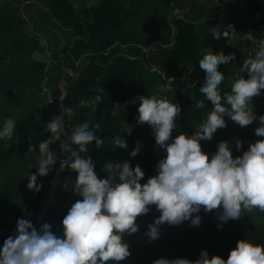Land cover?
Returning <instances> with one entry per match:
<instances>
[{
	"label": "trees",
	"instance_id": "obj_1",
	"mask_svg": "<svg viewBox=\"0 0 264 264\" xmlns=\"http://www.w3.org/2000/svg\"><path fill=\"white\" fill-rule=\"evenodd\" d=\"M212 2L216 10L214 18L198 24L173 13L176 0H97V4L79 10L72 0H46L48 14L58 29L72 39V43L52 48L47 63L34 57L36 53H43L44 48L36 33L29 30L20 3L0 0V123L11 117L17 125L11 139L0 141V247L13 235L18 218L31 219L37 229L48 222L54 233L62 234V219L71 203L78 199L71 191L75 172L62 189L68 171L65 169L59 188L45 207L55 165L46 177H37V183L42 185L38 193L26 187L28 174L37 171L38 144L50 135L47 123L52 118L44 103V80L54 75L63 79L62 106L73 109V114L64 115L63 119L70 132L86 120L100 125L96 134L104 139L102 148L95 147L93 142L84 155L91 156L98 169L106 159L130 160L132 166L139 165L145 172L141 182H146L156 174L155 166L162 152L155 146L150 126L137 125L138 102L133 105L130 101L139 95L166 96L182 109L174 135L192 134L211 111L208 101L205 108H195V103L204 98L199 93L205 79L199 59L209 49L217 53L223 48L226 55L235 53L238 59L243 54L247 59L248 53L251 51L254 56L257 49L255 40L257 44L264 40V0ZM220 6L226 27L242 32L238 39L216 40L211 34L219 26L216 17ZM223 31L229 33L226 29ZM249 33L253 39L246 37ZM219 70L225 75L220 85L223 94L231 90L240 73L232 62L220 65ZM242 75L247 78L246 73ZM166 82H170L171 90L160 93ZM96 95L102 97L96 110L90 105H81V101L88 102ZM252 104L250 108L256 116L264 115V95L253 97ZM50 105V111L60 107L58 97ZM225 119L227 127L218 129L211 140L201 141L202 150L209 156L221 141L229 142L235 157L242 155L249 144L262 139L254 133L258 120L240 127ZM123 122L133 126L131 135L123 133ZM118 135L127 140V150L111 147L112 138ZM237 139L243 142L239 151L235 148ZM137 141L141 149L137 156L130 157ZM159 215L151 206L147 215L138 217L137 233L124 236L131 255L120 264H152L161 257L194 261L201 250H207L209 257L220 255L227 259L240 239L264 244V212L258 210L230 220L220 228L215 210L207 214L202 211L198 228L189 222L178 226L164 224L160 226L159 239L149 242L144 233Z\"/></svg>",
	"mask_w": 264,
	"mask_h": 264
},
{
	"label": "clouds",
	"instance_id": "obj_2",
	"mask_svg": "<svg viewBox=\"0 0 264 264\" xmlns=\"http://www.w3.org/2000/svg\"><path fill=\"white\" fill-rule=\"evenodd\" d=\"M211 34L216 40L229 37L219 29ZM234 60L235 53L226 55L211 49L199 59V67L205 74L199 93L204 98L195 103V108H205L208 101L211 111L192 134L174 135L182 109L166 96L139 95L130 101L133 105L138 102L137 125L150 126L155 146L162 152L155 166L156 174L143 183L145 172L139 165L132 166L130 160L106 159L98 169L96 161L84 155L93 142L97 148L104 144V139L96 134L100 129L98 123L86 120L75 126L66 137L67 143L60 144L66 158L59 159L50 145L66 135L64 115H72L73 109L64 108L60 115L54 116L47 123L49 138L38 144L37 171L28 174L26 187L38 193L42 185L37 183V177H46L59 159L60 171L76 173L71 191L78 199L71 203L62 219V234L54 233L48 222L37 229L31 219L18 218L13 235L0 247V264H120L131 255L125 234L137 233L138 217L147 215L151 206L160 215L147 225L144 235L149 242L159 239L160 226L164 224L178 226L189 222L198 228L202 211L207 214L215 210L218 228L253 210L264 212V115L256 116L250 108L253 97L264 90V40L258 42L254 56L243 60L231 90L222 94L220 85L225 75L219 66ZM170 90V82H166L159 92L166 94ZM101 100L96 95L88 102L81 101V105L96 110ZM225 117L240 127L258 120L254 133L262 139L249 144L242 155L235 157L229 142L221 141L209 156L202 150L201 141L211 140L218 129L227 127ZM16 127L13 118H4L0 123V141L11 139ZM132 130V125L123 122V133L131 135ZM242 146L243 142L237 139L236 150ZM111 147L127 150L128 143L123 135H118L112 138ZM140 149L137 141L130 157L137 156ZM152 264H264V244L240 239L227 259L220 255L209 257L207 250H201L194 261L161 257Z\"/></svg>",
	"mask_w": 264,
	"mask_h": 264
},
{
	"label": "rangeland",
	"instance_id": "obj_3",
	"mask_svg": "<svg viewBox=\"0 0 264 264\" xmlns=\"http://www.w3.org/2000/svg\"><path fill=\"white\" fill-rule=\"evenodd\" d=\"M3 3L8 2V0H1ZM13 2L14 0H10ZM16 2L20 4H24L23 9H21V14L24 18H26L29 21L28 27L29 30L32 33H36L38 41L44 48L43 53H36L34 55L35 58L39 60L46 61L49 63L51 57H50V51L52 48L56 47H63L67 43H72V39L68 38L65 34V31H61L58 29L57 24L53 21L51 16L48 14L45 2L46 0H15ZM76 9H81L83 7H90L92 5L97 4V0H72ZM219 30L223 31L222 28L217 26ZM229 34V33H228ZM250 36H252L251 33H249ZM230 36V34H229ZM239 32L236 35V39H238ZM253 38V36H252ZM255 43L257 44L256 40ZM257 48V46H256ZM59 84V83H58ZM64 84V82H63ZM44 87L46 88V91L43 92V97L45 96L46 103L48 104L47 109H49V114L51 118L54 116L61 114V108L58 106L55 108V111H50L52 105L49 106L48 99H52L54 101V97H50V95H47L48 89L46 87V79L43 82ZM58 86V85H57ZM63 125L65 128L66 135L61 136L60 141H57L56 143H53L50 145V150L55 152L59 159H64L65 154L63 153L60 144L67 143V136L70 135V129L67 127L65 122L63 121ZM59 159L57 161V164L55 165V172L53 174L52 182H51V190L48 193V200L49 202L53 196V194L56 192V190L59 188L61 181H62V174H64V171H60L59 168ZM56 168H59L56 170ZM72 175V172L67 171V175L65 176V181L62 184L63 186L67 187L70 177ZM4 232H1L3 234Z\"/></svg>",
	"mask_w": 264,
	"mask_h": 264
},
{
	"label": "crops",
	"instance_id": "obj_4",
	"mask_svg": "<svg viewBox=\"0 0 264 264\" xmlns=\"http://www.w3.org/2000/svg\"><path fill=\"white\" fill-rule=\"evenodd\" d=\"M212 4V0H176L173 13L177 16L185 17L195 23L202 24L205 23L207 19L214 18V13L216 10H214V5ZM23 7L24 4H20V9H23ZM27 22L29 24L28 20ZM228 50H231L230 46L228 47ZM221 51L224 52V48L219 50V52ZM248 54L252 55V52L250 51ZM244 56L245 55L243 54L238 56V59L240 60L235 58V60L232 62L233 68L238 69L242 65ZM58 83L59 78L56 75L46 79V87L48 89L47 95H50V97L52 96L54 98L58 97L60 93V87ZM261 95H264L263 90H261Z\"/></svg>",
	"mask_w": 264,
	"mask_h": 264
},
{
	"label": "built area",
	"instance_id": "obj_5",
	"mask_svg": "<svg viewBox=\"0 0 264 264\" xmlns=\"http://www.w3.org/2000/svg\"><path fill=\"white\" fill-rule=\"evenodd\" d=\"M216 18H217V21L219 23V27L222 28V29L228 30L229 33H230L229 38L235 39L236 38V35L238 33H237V31H235L233 29H228L226 27V24L224 22L223 7L220 6L217 9V17ZM239 34L241 35L242 32H239ZM246 37L248 39H253L252 36H250V34H247ZM256 46H257V44H256ZM59 87H60V93H59V96H58V101H59V103H62L63 98L65 96V91H64L63 79L62 78H59ZM45 91H46V88L44 87V85H42V93L45 92ZM44 103H45V107L47 108L48 107V104L46 103V100L44 101ZM48 103H49V106H50V104L52 103V99H48Z\"/></svg>",
	"mask_w": 264,
	"mask_h": 264
},
{
	"label": "water",
	"instance_id": "obj_6",
	"mask_svg": "<svg viewBox=\"0 0 264 264\" xmlns=\"http://www.w3.org/2000/svg\"><path fill=\"white\" fill-rule=\"evenodd\" d=\"M59 96V95H58ZM59 105H60V108H61V112L63 111V106H62V103H59ZM50 190H51V186H50ZM49 190V191H50ZM47 200H48V196H47ZM47 200H46V204H45V207H47L48 205H49V203H50V201L49 202H47Z\"/></svg>",
	"mask_w": 264,
	"mask_h": 264
}]
</instances>
